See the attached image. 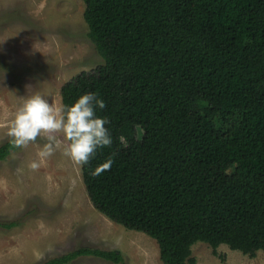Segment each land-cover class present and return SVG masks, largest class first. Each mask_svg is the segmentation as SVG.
<instances>
[{
	"label": "trees",
	"instance_id": "trees-1",
	"mask_svg": "<svg viewBox=\"0 0 264 264\" xmlns=\"http://www.w3.org/2000/svg\"><path fill=\"white\" fill-rule=\"evenodd\" d=\"M82 2L103 63L60 95L105 102L112 143L81 166L93 208L154 239L163 264H195L198 242L264 255V0Z\"/></svg>",
	"mask_w": 264,
	"mask_h": 264
},
{
	"label": "rangeland",
	"instance_id": "rangeland-1",
	"mask_svg": "<svg viewBox=\"0 0 264 264\" xmlns=\"http://www.w3.org/2000/svg\"><path fill=\"white\" fill-rule=\"evenodd\" d=\"M83 11L82 0H0V146L11 142L9 122L26 98L38 93L62 106L61 87L103 63ZM56 135L60 146L39 169L29 164L45 136L13 144L0 160V264H115L100 251L119 252V264H163L154 239L93 208L81 165L63 154L67 141ZM216 254L204 243L191 247L195 264H264L261 252L250 258L221 245Z\"/></svg>",
	"mask_w": 264,
	"mask_h": 264
},
{
	"label": "clouds",
	"instance_id": "clouds-1",
	"mask_svg": "<svg viewBox=\"0 0 264 264\" xmlns=\"http://www.w3.org/2000/svg\"><path fill=\"white\" fill-rule=\"evenodd\" d=\"M104 107V100L94 92L82 94L70 106H53L42 95L33 94L14 113L7 135L12 137L11 143L17 147L35 141L38 136L46 137L47 143L37 152L38 159L29 164L33 170L44 166L60 146L57 133L67 141L63 154L83 166L98 148L112 143L110 131L105 126L109 121L96 115V109ZM112 163V158L107 159L95 169L94 174L108 170Z\"/></svg>",
	"mask_w": 264,
	"mask_h": 264
}]
</instances>
